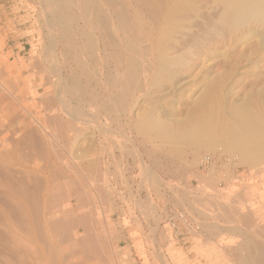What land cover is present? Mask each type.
I'll use <instances>...</instances> for the list:
<instances>
[{"label": "rangeland", "instance_id": "obj_1", "mask_svg": "<svg viewBox=\"0 0 264 264\" xmlns=\"http://www.w3.org/2000/svg\"><path fill=\"white\" fill-rule=\"evenodd\" d=\"M173 1L164 4L171 5ZM197 1L187 0L188 6L178 14L179 23L168 39L163 40L164 45L179 41L182 51H189L185 68L170 80L162 74L157 75L147 88L130 94L124 102H118L116 94L121 87L108 81L116 74L115 61L108 57L109 48L101 47L96 58L85 59L87 69L83 67L86 69L83 70L75 61V56L78 58L75 46L71 54L65 51L61 33L51 24L49 9L41 0H0V264H22L20 254L25 251V264H139V260L131 255L138 258L146 255L139 233H131V230L140 229L143 212L148 221L158 223L159 212L167 202L177 208L187 206L196 212L202 217L200 223L209 235L218 230L209 222L212 214L208 216L215 204L229 220V223L225 220L226 223L220 221V224L230 230L219 238L216 234L214 243L194 248L201 260L184 261L182 252L171 251L170 255L176 254L178 259L173 264H238L234 256L239 252L242 258L247 253L243 249L240 252V243L237 244L238 250L235 247L240 237L239 242L244 238V231L247 235L250 233L253 241L264 245V232L251 229L246 220L243 221L244 216L240 217L244 213H250L251 217L262 212L254 225L263 224L264 227V163L256 164V167L243 163L239 151L228 150L223 142L218 143L215 150L191 143L188 146L186 142L183 145L174 142L176 146L173 142H166L167 145L155 133L143 132L138 124L142 113L152 106L170 119L183 118L195 99L209 102L216 99V104L220 100L221 104L232 108L248 98L247 103L255 101L257 106H263L264 26L254 22L242 25L244 28H220L217 21L223 8L221 1L216 0L220 6L215 0ZM147 10L152 11V6L148 5ZM207 19L213 21L214 24L209 23L211 27ZM159 24L160 20L155 25L149 22L150 27H146L142 34L150 31L156 37L158 33L152 29ZM213 25L217 26V32L212 30ZM53 33L57 38L55 43ZM175 54V50L169 53L170 56ZM88 74L90 78L87 80ZM86 84L88 86H84ZM222 94L224 100L220 97ZM71 106L73 110H70ZM229 109L225 110L228 112ZM227 112L226 118L233 121L235 118ZM204 152L233 159L229 164L220 165L226 167L223 176L219 167L213 166L206 175L199 170ZM127 165L141 172L138 174L141 179L136 180L137 176L132 177V174L128 176L131 171L127 170ZM175 180L183 181L184 186L174 187L177 195L169 200L171 196L167 191L171 189H167V184ZM131 181L133 187L129 186ZM137 187L142 197L133 200L131 191ZM22 194L30 204L29 211L20 202ZM220 194L217 200L222 201L223 206L216 204L213 198V195ZM247 204L254 209L248 208ZM16 207L17 210L21 208L20 211L15 210ZM228 214L234 221L228 218ZM31 217L33 220L29 222ZM60 222L64 223L63 232L56 226ZM230 227H234L235 233ZM128 232L136 238L133 247L125 243ZM95 233L100 237L103 235L107 241L97 253L90 246L71 244L75 238L80 241ZM65 234L70 240L63 238ZM228 248H235L238 252L234 249L236 252L232 255ZM145 263L148 264L146 260Z\"/></svg>", "mask_w": 264, "mask_h": 264}, {"label": "bare ground", "instance_id": "obj_2", "mask_svg": "<svg viewBox=\"0 0 264 264\" xmlns=\"http://www.w3.org/2000/svg\"><path fill=\"white\" fill-rule=\"evenodd\" d=\"M220 1L222 3L221 5H223V8H222L221 14L218 17L219 18L218 21L216 19V21L218 22L217 26L220 25L219 26L220 28L222 27V28H231L232 29V28L238 27V26L243 27L242 25L245 26V24L254 23V22L256 24L264 26V0H220ZM41 2L44 3L47 6V8L49 9V14L51 15V20L50 21H52L51 24L54 25L53 27L55 28V30L57 28L60 31L59 34L61 33L62 37L61 36L60 37H61L62 41L61 40L60 41H61L62 45L64 46V48L66 49L65 51H69L70 52L72 50V48H74V46H75L74 49L77 51V56H78V58L75 56V59H76L75 61H76V63L79 66H81V68L84 67L85 59H87L89 61V60H91L93 58H96L97 53H98V51H99V49L101 47L109 48L111 50L110 56L108 55L109 53L107 55H108L109 58H113L114 59L113 61H115V65H116L115 73L116 74H114L113 76L109 77L108 81L112 82L113 84H116V86H120L121 87L120 88L121 90L117 89V91L119 90L118 93L116 94V97H117L116 101H118V102H121V101L124 102L126 99H128V96L130 94H133L135 91H137V92L138 91L139 92L142 91L143 88H145L147 85H149L152 81L156 80L157 75H161L162 74L163 77L165 76V77H167V79L170 80L172 77L176 76L179 72H181L185 68V63L184 62H187V61H185V59L187 58L186 56H188L187 53H189V51L188 52L182 51L179 41H177V43H176V41H174L172 44H168L167 43V45H164L163 40L168 37V35L170 34V32L172 31L174 26H176L179 23L178 14L180 12H182L188 6L187 5L188 4L187 0H175V1H173V3L171 5H165L164 4L165 2H169V0H164V1L162 0V1H158L157 3H156L155 0L154 1L153 0H43L42 1L41 0ZM170 2H171V0H170ZM219 4H220V2L217 5H219ZM148 5H150V7L152 6V8H153V10L150 11V12H148V10H147ZM210 5H212V3ZM188 13H189V11H188ZM159 20H160V24L157 27L152 29V31L154 33H156V32L158 33L156 37H154V35H152L150 31L146 32V35L142 34V31H144L146 27H148V28L150 27L149 26V22L150 23L153 22V24L155 25L156 22L159 21ZM207 20H209V19H207ZM216 21L214 19V22H216ZM210 22H212L211 24H214L213 21L209 20L208 25H210L209 24ZM74 26H75V28H74ZM217 26L216 27L214 26V28L212 27V30L215 29V28L217 29ZM53 27L51 29H52V32L55 33V31L53 30ZM210 27H211V25H210ZM207 29H208V27H207ZM202 30H203V28H202ZM204 31H205V29H204ZM216 32H217V30H216ZM54 33H53V35H54ZM138 33H139V35H138ZM200 34L201 33H199V35ZM202 37H205V36H202ZM52 38H53V41L55 43V41L57 39L56 36L54 35V36H52ZM73 39L77 41L76 44L73 43V41H74ZM196 40H194V41H196ZM165 41H167V40H165ZM188 41H190V40H188ZM197 42L198 41H196V43ZM59 45H60V43H59ZM192 45H190V46H192ZM103 50H105V49H103ZM174 50L176 51V54L173 55V56H170L169 53L174 51ZM70 54H71V52H70ZM74 55H72V56H74ZM189 57H191V56H189ZM188 63H189V61H188ZM84 68H86V66ZM84 68H83V70L87 69V68L86 69H84ZM84 72L87 73V71H84ZM82 73H83V71H82ZM86 78L88 80L90 78V74H88ZM84 86H88V84H86ZM169 87L171 88V86H169ZM77 89H78V87H77ZM261 92L263 93V91H261ZM85 95H87V93ZM209 95H211V94H209ZM216 97H218V99H220V97H221L222 100H224L223 99V94L220 97H219V95H217ZM208 99H209V97H208ZM243 99H245V98H243ZM52 100H54V99H52ZM196 100H198V99H195V101H194L195 103L193 102L194 104H193L192 108L188 111L186 116L183 117V118L170 119V118L166 117V115H165L166 113L165 114H160V113L157 112V109L154 106H152L148 110L144 111V113H142V117H141L140 121L138 122V124L141 125V130L143 132H147V133H149V135L151 133H155L156 137H158L161 141H164L165 143L166 142H170V144H171V142H173V144L175 145L174 142H176V145H177V142L178 143L181 142L180 143V145H181L182 143L184 144V142H186L187 145L189 143H191L190 145L193 144L196 147L206 146L209 150H215L218 147L217 144L220 143V142L221 143L223 142L228 150H233V151L237 150V151H239V153L241 154L239 157L241 158V161L243 163L249 164V165H252V166L255 165V167L257 166L256 164L260 165V164L264 163V101H263V106L260 107V106H257V104H256V102L254 100H253L254 101L253 103L256 106L253 105V103H251V101H250L251 104L247 103V102H249L248 98H247V99H245V100H247L246 102H244L245 100H243V102H241V103L238 101L239 103L238 104L237 103L234 104V106H232V108L230 107L231 106L230 104H229L230 106H228V108H227L226 106L223 105L224 103L223 104L220 103V100H219V104H216L217 103L216 99L214 100L216 103L213 100H211L210 102L207 100L208 103H207V101L205 99L198 100V101H196ZM227 103H229V102H227ZM259 103H261V102H259ZM229 107H230V109H229ZM71 109H72V106H71L70 110ZM225 109L226 110L229 109V111L227 112ZM74 111H76L75 108H74ZM78 111H79V109H78ZM226 112L229 114V116H232L235 119L233 121H230L229 119H227L226 115H225ZM140 125H139V127H140ZM141 130H138V131H140V133H141ZM150 138H152V137H150ZM175 146H174V148H175ZM174 148H172V149H174ZM218 149H220V148H218ZM193 152L191 154H193ZM205 152L202 153V155L200 157L199 164L202 161L207 163L208 158L210 157V165L211 166L207 167V170L205 172V171H203L201 169V167L199 165V167H198L199 170L202 171L203 173H205V175H206V174H209V171L211 172L213 166H215V167H219L220 168L219 171L223 170V172L221 171L222 172L221 175L223 176L226 167L224 168V167H221L220 165L221 164H224V165L225 164H229V163H231V161H233V159L230 158V157H226L224 155H220V154L213 155V153L211 154V153H208V152L205 153ZM229 156H230V154H229ZM173 158L174 157H172V159ZM85 159H87V158H85ZM239 172H240V170H239V168H237V173L239 174ZM170 173H172V172H170ZM59 175H61V174H59ZM252 175H254V173ZM65 182H67V181H65ZM60 183L64 184L62 182H60ZM57 186H58V183H57ZM61 186L62 185H60V187ZM19 191H20V189H19ZM62 191H63V189H62ZM171 191H167V194L170 195ZM64 192H63V195H64ZM54 193H55V191H54ZM156 193L158 194V191ZM56 194H59V193L56 192ZM65 194H67V193H65ZM57 196L59 197V195H57ZM61 196L62 195H60V197ZM25 197H26V195L22 194V201H20V202H21L23 208H25V209H27L29 211L30 204L28 203V201L26 199L27 197L26 198ZM35 198H37V197H35ZM55 199H57V198H55ZM55 199H53V200H55ZM193 200H195V199H193ZM31 201H32V199H31ZM31 201H30V203H31ZM55 202H56V200H55ZM198 202H200V201L198 200ZM36 203H38V202H36ZM245 203H247V201ZM219 204H221V203H219ZM243 204H244V202H243ZM244 205L246 207V204H244ZM15 206H17V205H15ZM247 206H248V208H250V204H247ZM36 207H37V205H36ZM36 207H35V210H36ZM221 208L226 210L225 207H221ZM252 208L253 207H251L250 209H252ZM20 209L17 210V207H16L15 210L20 211ZM199 210H200V208H199ZM245 211H243V212H245ZM248 211H250V210H248ZM226 212H228V209H227ZM226 212H224V213H226ZM26 213H27V211L24 213V215H26ZM261 213H259V214H261ZM34 214H35V219L38 218L36 213H34ZM259 214H257V216ZM224 215H226V214H224ZM249 215H250V213L249 214H245L244 213V215H242L240 217L244 216L242 218V219H244L243 221L246 220L247 225L249 224V227L251 229L254 228L256 230V228H257V230L260 231V233L264 232V227H262L263 224H262V226L260 225L262 227L260 229L258 228L260 226L255 227V225H254V221H255L257 216H255V214H253L255 217H253V215L250 217ZM159 216H160V214H159ZM208 216H210V215H208ZM227 216H229V214ZM259 216H261V215H259ZM228 218H232V217L229 216ZM84 219L86 220L87 217H84ZM252 219H254V220H252ZM32 220H33V218L31 217V218H29L28 221L32 222ZM59 220H61V219H59ZM225 220L227 221V218ZM233 221H234V219H233ZM256 221H257V219H256ZM227 222L229 223V220ZM246 222H244V223L246 224ZM37 223L39 224V222H37ZM63 224L64 223L61 224V222H60L59 224H57V225L55 224V225L57 226V228L60 227V229H62V228H64V226H62ZM199 224H201L202 228L205 231H207L205 229L206 227L204 228L202 223L199 222ZM213 225H214V223H213ZM26 226H27V224L25 225V227ZM210 228H208V229H210ZM233 228H231L232 232H233ZM84 229H85V227H84ZM236 229L238 230V227ZM239 230H240V228H239ZM252 231H254V230H252ZM62 232H63V229H62ZM64 232H66V231L64 230ZM102 232H104V231L102 230ZM208 232L209 231H207V234H208ZM238 232H241V231H238ZM233 233H235V232H233ZM244 234L245 235L242 236L244 238L242 239L241 242H239L240 243L239 245H240L241 249L239 247L238 248L240 249V252L243 249L247 253H246V255L244 254L245 256L242 257V258L239 256L240 253L239 254L237 253L234 256L235 261L238 264H264V245L258 240H256L258 242L253 241L254 239L252 240L250 238V236H249L250 233H248L249 235H247L245 233V231H244ZM67 235L68 234H65L64 235L65 237H63V238L65 239L67 237V239H68ZM61 236H63V235H61ZM77 236L78 235H76V237ZM105 236H106V234H105ZM29 238H30V236H29ZM105 239L106 238L103 235H101V237H100L98 234L95 233V234L88 235L87 238L85 236V239H82L80 241H78V240L76 241V238H75L71 242V244L73 243L74 245H79V246H84V247L85 246L86 247L90 246V247H92L91 248L92 251L94 249L96 251V253H97L98 251H100V249H102L104 246H106V244H104V243H107V241ZM68 240H70V239H68ZM103 240L106 241V242H103ZM263 243H264V241H263ZM24 245H26V244H24ZM21 246H23V245L21 244ZM21 246H19V247H21ZM79 246H77V247H79ZM23 247H25V246H23ZM71 247H73V246H71ZM74 247L76 248V246H74ZM23 249H26V248H23ZM82 249H83V247H82ZM77 250L81 251V249H79V248ZM87 250L89 251V248H87ZM87 250H86V252H88ZM22 251H25V250H22ZM236 251H234L233 253H235ZM20 255H22V260H23L22 264H25L26 261H25L24 257H27L26 251L24 253H21ZM30 259H29V261L31 262L32 260H30ZM35 263H31V264H35ZM39 264H40V262H39ZM105 264H108V263H105ZM114 264H116V263H114Z\"/></svg>", "mask_w": 264, "mask_h": 264}, {"label": "built area", "instance_id": "obj_3", "mask_svg": "<svg viewBox=\"0 0 264 264\" xmlns=\"http://www.w3.org/2000/svg\"><path fill=\"white\" fill-rule=\"evenodd\" d=\"M127 164V162H126ZM200 167L206 172L207 167L210 165V157L207 163L202 161ZM127 170L131 173H127L128 176H137L136 180L141 179L138 176L139 172L134 171V168H130L127 165ZM223 172V170H221ZM129 186H134V182L131 181ZM178 186H184V182L181 180H175V182H170L167 184V189L174 190ZM170 191V190H169ZM171 193V192H170ZM175 190L172 192L170 199L176 197ZM131 197L133 200L142 197V193L139 188L132 189ZM121 213H119L120 215ZM142 226L140 229L131 230V233L138 232L139 238L141 239V247H143L146 256L139 257L137 255H131L139 260V264H173L177 262L175 256L170 255L171 251H180L184 254V261H197L201 260L200 256L196 254L194 248L198 246L207 245V231H205L199 222L202 221V217L197 215L196 212H192L187 209V206L177 208L171 203L167 202V206L162 205V209L159 212L160 218L159 222L148 221L145 216V212L142 213ZM122 217V215H121ZM140 218L136 217L135 219ZM131 233H127L126 242L131 247L134 246V241L136 238L132 236ZM136 236V235H135ZM128 257V256H127ZM135 258V259H136Z\"/></svg>", "mask_w": 264, "mask_h": 264}, {"label": "crops", "instance_id": "obj_4", "mask_svg": "<svg viewBox=\"0 0 264 264\" xmlns=\"http://www.w3.org/2000/svg\"><path fill=\"white\" fill-rule=\"evenodd\" d=\"M20 53V52H19ZM219 196H221V194L220 195H213V198H214V201L216 202V204H218V203H220V202H222V201H219V200H217V198L219 197ZM223 203V202H222ZM214 206H215V204H214ZM209 210H211V208H208ZM218 209V206L216 205L213 209H212V211L211 212H208V214L209 215H211L212 213V216H211V219H210V222H211V225H213V223H214V227H216V228H218V230L216 231V232H214L212 235H209V233H208V236H207V239H206V243L207 244H209V243H214L215 241H216V239H217V237L219 238V237H221L224 233L225 234H227V233H229L230 231L228 230V229H226V227L224 226V224H220V221H224L225 222V217H224V215H223V211H218L217 210ZM217 211V212H216ZM216 213V214H215ZM221 215V216H220ZM217 216V217H216ZM226 223V222H225ZM223 231V232H222ZM220 232V233H219ZM217 234V237H215V235ZM238 235V234H237ZM239 236V235H238ZM240 237V236H239ZM240 239H241V237H240ZM239 239V240H240ZM212 241H214V242H212ZM239 243V241L236 243V245H235V247H236V249H237V244ZM222 246V245H221ZM226 246V245H225ZM227 247V246H226ZM230 247H233V246H230ZM229 250H231V254L234 252V249L235 248H233V249H230V248H228ZM235 249V250H236ZM228 250V251H229ZM239 253V252H238Z\"/></svg>", "mask_w": 264, "mask_h": 264}]
</instances>
